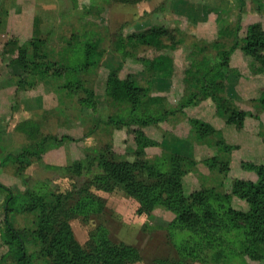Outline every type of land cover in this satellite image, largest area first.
Masks as SVG:
<instances>
[{"label":"rangeland","instance_id":"obj_1","mask_svg":"<svg viewBox=\"0 0 264 264\" xmlns=\"http://www.w3.org/2000/svg\"><path fill=\"white\" fill-rule=\"evenodd\" d=\"M22 1L0 0V185L15 197L8 204L0 188V264H18L7 218L28 264H115L125 250L139 257L125 264H264V250L248 242L252 224L237 216L251 205L235 193L236 181L256 179L249 168L264 166V112L251 101L264 89L237 93L239 78L249 84L246 62L242 74L227 72L225 108L211 98L183 107L191 44L215 41L241 12L243 36L250 22L264 21V0H39L37 35L20 37L8 15ZM157 25L174 35L166 47L119 45L120 33ZM40 32L53 54L70 40L65 72L36 54ZM88 39L104 53L91 51L86 65ZM154 58L168 68L138 102L137 116L156 118L141 124L131 102L107 94V78L120 66L122 77L137 74ZM230 105L252 114L243 126L226 123ZM104 174L111 190L92 183L81 194L85 180ZM66 193L73 197L58 198Z\"/></svg>","mask_w":264,"mask_h":264},{"label":"trees","instance_id":"obj_2","mask_svg":"<svg viewBox=\"0 0 264 264\" xmlns=\"http://www.w3.org/2000/svg\"><path fill=\"white\" fill-rule=\"evenodd\" d=\"M91 10H88L89 12ZM242 15L237 17V20L229 26L222 27L219 31V36L215 41L212 42H193L191 44L190 51L188 53L189 66L184 72V80L186 82V98L183 102V107L195 106L206 98H211L217 105L222 109L225 108L226 104H230L229 100L224 96L227 89V72L235 71L231 68V58L234 52L240 51L243 57L248 60L249 68L251 69L252 75L264 74V21L263 23H249L245 28V34L240 35L242 31ZM39 23L36 22L34 28V35H37L39 30ZM120 42L119 45L124 47V40L137 41L144 44H154L159 48L166 47L167 42L165 40L170 39L171 31L163 25H157L148 28H139L128 34H119ZM174 36V35H173ZM48 34L39 33L38 39L35 40L37 46L33 45L36 49V54L43 53L41 57L46 58L45 64L49 67L57 66L56 71L63 73L67 70V64L70 60V55H64L67 52V46L71 45L70 40L67 41L64 50L59 52V54H53L54 52L49 50L47 47ZM166 38V39H165ZM72 39V38H71ZM169 41V40H168ZM15 42L10 41L6 44L5 50L9 48V45H13ZM86 65H89V60L91 56V51H100L104 53V48L100 44L99 40H86ZM18 49V48H16ZM63 49V48H62ZM49 50V51H48ZM23 51V50H21ZM73 50L70 49L68 52ZM45 55V56H44ZM40 57V56H39ZM48 57V58H47ZM158 59V58H157ZM148 59L144 60L145 68L138 72L137 74H128L125 77L121 76V66L113 70L107 78V94L116 100H125L133 104V121L141 124H147L155 120V116L141 115L137 116L139 111L138 102L146 95V92L151 91L153 85V78L160 76L168 68L166 58H160L157 60ZM19 61V60H18ZM164 63H163V62ZM23 62V61H22ZM25 68H27V63H22ZM167 67V68H166ZM238 78L237 76H235ZM142 82L148 87L143 86ZM252 103H256L257 107L264 112V91L260 99L251 100ZM83 102L89 107H93L91 99L86 98ZM232 105V102H231ZM230 105V106H231ZM226 123L231 125L243 126L245 118L252 115L243 110H239L233 106L226 109L223 113ZM197 123V122H196ZM250 171H254L257 175L256 179L253 180H238L235 183V193L242 199L247 200L251 205V210L249 213L237 214L245 222L251 223L252 226L248 231V242L260 249L264 250V166H259L257 168H249ZM109 178L107 175L100 177H92L90 180H85V185L82 186L81 194H86L89 190V186L92 183H97L102 185L100 187L105 190H111ZM4 191L8 193V204H13L15 197L12 191L2 185H0ZM73 197L72 193L61 194L60 199H70ZM65 205H63L62 213L64 215L68 214L67 210H64ZM9 208L7 207V210ZM47 216V214H46ZM48 217L51 216H47ZM190 215L185 216V220H190ZM44 224V220H43ZM42 236L43 240L48 244L51 243L52 234L46 233L47 226L42 225ZM6 227L8 232L11 233L13 240L17 246V262L18 264H28L27 251L24 243V238L20 233L15 231L11 225L10 221L6 220ZM54 228H51L52 231ZM100 237V236H99ZM94 240H97L96 238ZM99 241H104V238L100 237ZM120 251V250H119ZM126 251V258L122 259L118 254V261L115 264H125L128 261L138 260L137 254ZM124 251V252H125ZM253 254L257 255L256 250ZM121 252V251H120ZM135 252V251H134ZM120 255V256H119ZM260 255V254H258ZM264 256V253L262 254ZM261 255V256H262Z\"/></svg>","mask_w":264,"mask_h":264},{"label":"crops","instance_id":"obj_3","mask_svg":"<svg viewBox=\"0 0 264 264\" xmlns=\"http://www.w3.org/2000/svg\"><path fill=\"white\" fill-rule=\"evenodd\" d=\"M29 0H23L19 7L18 5L15 6V8L13 9V11H10V14L8 15V22L10 23V28L12 29V25L14 26L13 29L14 31H16L18 28V34H22V32L26 33V34H33L34 33V28H35V25H36V22L37 23H41V19L42 16V3H40V1L38 0H30L32 1V3L34 2V6H32L33 4L29 6H26L24 5L25 2H27ZM25 9V13L24 14L22 12V9ZM262 18H259L257 20H255L254 22H250V23H258V22H261ZM25 27H24V26ZM18 34H16V38L19 37ZM21 37V35H20ZM12 58V57H11ZM13 62V60H12ZM248 62L244 57L243 55L239 52V51H236L233 55H232V58H231V68L235 69V70H238L240 72V74L243 73L244 68L245 67V63ZM14 65V64H13ZM12 63L10 64V67L12 69ZM248 69V68H247ZM248 71V70H247ZM12 72V70H10V73ZM245 74V73H244ZM251 74V72H250ZM248 75V74H245L248 78H244L245 81H249V84L248 82L244 83L242 81L243 78H239L236 82V91L237 93L242 97L245 93V90L244 88L247 87V89L250 88V84L254 85L256 88H259V89H264V74H261V75ZM235 79V78H234ZM247 93V92H246ZM245 97H248V96H245Z\"/></svg>","mask_w":264,"mask_h":264}]
</instances>
